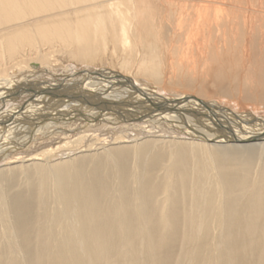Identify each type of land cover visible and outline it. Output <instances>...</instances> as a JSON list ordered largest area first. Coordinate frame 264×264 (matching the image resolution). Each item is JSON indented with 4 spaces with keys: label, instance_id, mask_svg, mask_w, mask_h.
Instances as JSON below:
<instances>
[{
    "label": "bare ground",
    "instance_id": "bare-ground-1",
    "mask_svg": "<svg viewBox=\"0 0 264 264\" xmlns=\"http://www.w3.org/2000/svg\"><path fill=\"white\" fill-rule=\"evenodd\" d=\"M0 161V264H264V0H0Z\"/></svg>",
    "mask_w": 264,
    "mask_h": 264
},
{
    "label": "rangeland",
    "instance_id": "rangeland-1",
    "mask_svg": "<svg viewBox=\"0 0 264 264\" xmlns=\"http://www.w3.org/2000/svg\"><path fill=\"white\" fill-rule=\"evenodd\" d=\"M23 104H24V103H23ZM95 134H96V135H97V134H98V135H102L103 133L97 132V133H95ZM178 137H180V136H178ZM53 139H54V141H53ZM53 139H50V140L48 139V143H47V140H46V143L49 144V145L52 144V145H51L52 147H56V146H57L56 144H58L59 141H58L57 138H53ZM52 142H53V143H52ZM55 142H57V143L55 144ZM38 143H39V142H38ZM38 143H36V144H38ZM41 143H42V142H41ZM41 143H40V144H41ZM50 143H51V144H50ZM53 144H55L56 146H54ZM49 145H48V146H49ZM40 146H41V145H40ZM40 146L37 145L38 149L40 148ZM34 150H36V149H35V148L32 149V151H34ZM26 151H27V153H28V150H23L22 152H25V154H27ZM21 156H22V155H21ZM21 156H20V157H21ZM23 156H24V155H23ZM10 158H11V157H10ZM1 161H2V160H1ZM1 161H0V165H2L1 163H3V162H4V163H3V165H4V164L8 163L9 159H8L7 161H3V162H1Z\"/></svg>",
    "mask_w": 264,
    "mask_h": 264
}]
</instances>
